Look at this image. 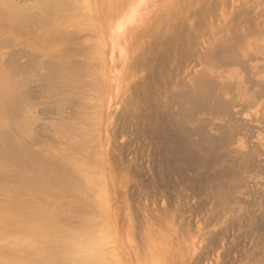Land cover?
<instances>
[{"label": "rangeland", "instance_id": "1", "mask_svg": "<svg viewBox=\"0 0 264 264\" xmlns=\"http://www.w3.org/2000/svg\"><path fill=\"white\" fill-rule=\"evenodd\" d=\"M32 1L35 0H25V4H32ZM218 2L223 3L218 4ZM218 2L217 10L215 8V12L207 15L208 19L205 16L203 22L199 24L200 30L197 28L196 31L199 30L200 33L184 29L191 27L192 17L183 27L179 22H175L176 24L169 22L168 25L160 27L156 41L146 39L140 48L134 44L133 37L143 25L138 19L132 21L126 29L130 40L125 45V50L120 54L116 52L114 57L108 61L110 71L109 74H106L107 79H105L109 85L106 89L108 94L104 91L105 93L101 92V96H98V99H101L104 94L107 95L105 99H99V103L103 102L100 105L103 106L102 110L105 113L103 114V124L100 125V128L104 130L99 128L97 135L104 140L103 152L106 160L104 166L106 170L104 169V171L112 179L113 187L110 192L112 198L109 201V208H101L95 201L96 203L92 206L89 204L92 207L89 212L93 213V209H95V211L101 210L99 212L103 213V217L99 212H97L98 217L93 214L92 217H97V219L101 217L99 221L97 220L101 223H98L99 225L96 223V225L101 229L104 226L105 232L112 231L111 242L114 247L112 249H114L117 259L120 260L119 264H150L152 257L156 255L155 251L161 249L160 246L162 248L166 246L171 251L176 259V264H264V221L258 219L264 217V50L262 49L264 34L261 33V29L264 28V0H219ZM200 5L202 6V3ZM198 7L199 4H191L188 8L189 12L192 13L193 9ZM239 13L243 15L242 18H239L241 17ZM214 14L216 18L212 16ZM220 14H223L222 17ZM60 24L57 23L54 28L73 31L68 28L69 22ZM179 24H181V28ZM174 25L178 26L174 27ZM251 25H254L252 29ZM25 27L31 30L33 25L31 22H26ZM176 28L179 32L182 31V36L184 35L190 45V54H186V57L183 58L170 57L167 52L172 43L170 38L177 34ZM24 30L23 33H16L19 42L12 43L13 45L10 43V46L6 47L7 49H1V52L6 50V53L14 55L13 51L15 50L19 54L15 53L17 56H12L14 61H17L19 66H33L30 69L33 72L38 70V66L34 67L35 60L41 64L43 61L49 60L50 57L53 58L51 55L42 56L34 53L32 49L34 47L29 44L31 40L33 41L31 36L34 33H24ZM80 31L83 30L80 29ZM211 31H214L213 36L220 41V45L227 46L228 44L232 50L228 56L231 57V60L228 59L227 63L226 60L221 61L220 59L218 62L216 61V65L212 63L215 69L212 68L208 55L206 56L212 47L210 40L214 43L217 40L212 37ZM246 31H248V35L243 38L241 33L245 34ZM216 32H221L220 40ZM231 32L234 33L232 36ZM258 35L262 37L261 40L260 37H257ZM93 36L90 34L89 39L86 37L87 41L86 38L84 41L92 45L100 43L99 47H101L99 35L94 33ZM246 39L252 44L258 43L260 50L255 51V48L247 44L246 54L242 55L239 46L241 47L242 41L245 45ZM92 40L96 43H93ZM142 53L145 57L144 62L140 60L139 65H136L135 71H132V74L135 75H128V68L134 57L140 56ZM191 53L195 54L191 55ZM33 54H36L37 59L41 61H38L36 57L32 58ZM165 56L169 59H163ZM197 56L199 59L196 58ZM118 61H120V67L111 70ZM49 63H45L44 66H49ZM155 65L161 73H165L161 74L158 70L155 71L157 68ZM169 65L172 66V70H169ZM44 66L42 68L46 71L47 68ZM161 66L164 69L169 67H167L168 70H162ZM146 68L148 69L146 70ZM210 69L214 70L213 73L216 74H211ZM30 70L28 69L29 73H31ZM151 71H155V74L158 72V74L155 76ZM205 73H208V77ZM228 73L230 74L228 75ZM147 76L151 81H146ZM167 77L169 78L167 79ZM163 80L166 82L162 85ZM149 82H151L150 87ZM223 82L232 85L230 91H222ZM235 82L236 86H234ZM219 83H222L221 87H219ZM35 86L34 83H31L28 89L33 91ZM167 88H174V90L169 94ZM144 92L145 94H142ZM163 96L165 97L161 99ZM44 98L46 99L43 102ZM47 99L42 95L39 101L36 100L34 104L35 112L37 109L40 110L35 113L39 119L37 126L41 128L39 129L40 136H42V126L52 127L56 122V118L47 116L50 119L48 120L45 116L46 110L51 104V100L47 101ZM157 99L162 100L164 108ZM164 99L167 100V105H174L168 107L165 105ZM149 100L155 101L154 104L150 105ZM133 101L135 102L133 103ZM153 109L155 112L163 113L164 115H161L168 123L161 122L162 124L158 123V126L155 125L156 123H152L149 117L154 112ZM38 113L41 115L39 116ZM177 114L181 115H178L180 120L177 119L178 116L177 118L172 116L173 119H171L170 115ZM175 119L177 120L175 121ZM168 120H171V123ZM174 123H180L185 130L187 129L185 131L182 128L185 131L188 145H191L185 149L186 153H180L184 151V147L177 145L176 142L179 140L175 134V137L172 136L173 132L175 133ZM197 131L198 133H196ZM54 133L52 130L49 131L44 134L48 138L44 135V138L43 136L40 138L43 143L38 142V145L30 144L29 146L35 147L39 153L43 154L48 153V150L51 151L49 148L54 150L56 144L54 142V147L52 146ZM220 136L221 138L218 139ZM80 139V137H74V141L71 140L72 143L69 144L75 145L72 150L76 155V157L74 155L75 160L83 153L84 149L83 140ZM47 140H50L49 143ZM218 140L225 141V143L221 141L222 144H219ZM195 141L199 142L195 143ZM211 141L219 143L216 142L214 145L210 143ZM190 142L198 144L197 146L202 145L195 151V154L193 153L194 156L191 154L193 144ZM73 145L71 146L73 147ZM77 146L79 148H76ZM33 147L32 149L35 150ZM77 149L80 151L79 156H77L79 154ZM100 171L102 172V170ZM100 173L99 176L102 175ZM237 177H239V181H236ZM230 182L237 185L230 196L232 198L222 200L221 197L224 198L225 192H221V190L228 187L227 184ZM95 204L98 208H95ZM104 213L106 220L103 222L101 219H105ZM106 222L110 225H107ZM142 241L143 244L145 243L146 249L141 247Z\"/></svg>", "mask_w": 264, "mask_h": 264}, {"label": "bare ground", "instance_id": "2", "mask_svg": "<svg viewBox=\"0 0 264 264\" xmlns=\"http://www.w3.org/2000/svg\"><path fill=\"white\" fill-rule=\"evenodd\" d=\"M218 1L219 0H35L34 2L32 1V4H25V0H0V264H119L120 260L117 259L114 249H112L114 248L111 242L112 231L109 230L105 232L106 229L103 228L104 226L102 227L103 230L98 227L101 222L99 223L97 220L99 221L101 217L97 219V212L101 210L95 211V209H93L96 213L89 212L92 210L89 204L92 206L96 202H98L101 208H109V201L112 198V194L110 193L113 187L112 179H110L111 176L108 177V174L106 175L104 171V169L106 170L104 167L106 162L103 152L104 140L97 135L99 134L97 131H99L100 125L103 124V114H105L102 110L103 106L100 105L103 102L101 101V103H99L100 98L98 99V96L101 92L107 93L106 89L109 85L108 82L106 83L107 80L105 79H107L106 74H109L108 72L110 71L108 68V61L114 57L116 52L120 54L125 50V45L128 43V40H130L129 33L126 34V29L131 25L132 21L138 19L143 25L133 37L134 44H136L137 48H140L146 39H154V41H156V39H158V30L160 27L165 24L168 25L169 22L174 24L179 22L182 24H179L181 28V26H186L189 18L192 17L191 27H185L184 29L196 31L197 28H199L200 30L199 24L203 22L205 16L206 19H208L207 15L209 16L215 12ZM200 3H202V6ZM219 3L220 2H218V4ZM150 4L151 6H149ZM191 4H199V7L194 8L192 13L189 12L188 9ZM146 8L148 9L146 10ZM144 15H146L145 18ZM212 16L216 18L215 14ZM240 16L239 18H242L243 15ZM26 22L32 23L33 27L31 30H28V28L26 29ZM62 22H69L68 28L73 31L56 30V28H54L57 23L60 24ZM60 25L62 26V24ZM176 26L174 25V27ZM219 27L221 28V26ZM252 27H254V25H251L250 28L252 29ZM22 29H25L24 33H34L33 36H31L33 41L31 40L29 42V44L34 47H31L34 53L42 56L51 55L53 58L51 59L50 57L49 59L48 57V62L43 61L41 64L35 60L36 64H34V67L38 66V70L36 69L37 73L35 72L36 70L33 72L30 70L33 66H19L17 61H14L12 56L16 57L19 54L15 52V50L13 51L14 55H12L11 52H9L11 54L6 53V50L1 52V49H7L6 47H9L10 43L13 45L19 42V39L16 38V33H23ZM80 29L83 31H80ZM199 30L196 32H199ZM213 32L212 37L215 39L216 37L213 36ZM94 33L99 35L98 39H100L99 42L102 43L101 47H99L100 43L92 45L84 41L86 37L89 39V35L92 34L93 36ZM220 33L221 32H216L218 38ZM232 33L233 32H231V36ZM261 33L264 34V28L261 29ZM237 34H243L242 37L245 38L248 35V31H246L245 34L243 32ZM257 37L259 38L260 36L258 35ZM87 38L85 39L86 41ZM261 38L262 37H260V40ZM176 39L179 40L177 41ZM220 39L221 38H219V40ZM222 39L225 40L226 38ZM170 40L172 43H169L170 47L167 50L170 57L183 58L186 57V54H190L189 42L184 38V35L182 36V31L179 32L177 30L176 36L171 37ZM243 40L245 41V39ZM247 40L248 39H246L244 43L245 45H243V41L241 43L239 42L241 44V47L239 46V51L242 55L246 54L245 47L247 44L255 48V51L260 48L258 43L252 44ZM255 40L257 41V39ZM95 41L92 40L93 43ZM210 41L212 47L208 54L206 53V56L208 55L211 66L212 63L216 65V61L218 62L219 59L221 61L226 60L227 63L228 59L231 58L228 56L232 53L231 48L227 44L229 41H224L227 46L220 45L218 39L215 43L212 42V40ZM262 49L264 50V47ZM63 51L66 52L63 53ZM15 53H17V55H15ZM142 54L134 57L128 68V75H131L132 71H135L140 60L144 62L145 57L144 54ZM194 54L195 53H191V55ZM35 55L36 54H33L32 58L37 56ZM166 58L167 60L169 59L167 56L163 59L166 60ZM196 58L199 59V56ZM41 59H43V57ZM49 61L53 63L51 64ZM44 62L47 64L49 63V66H44ZM119 62L120 61H118L111 70L119 68ZM163 64H166V62H163ZM43 66L47 68L46 71L42 68ZM155 66L157 67V65ZM169 66V70H172V66ZM167 67H165L166 69L163 67L161 69L168 70ZM213 67L215 69V66H212V68ZM28 69L32 74L28 72ZM41 69L42 71L40 72ZM147 69L148 68H146V70ZM156 70L161 73L158 67L155 71ZM155 71L151 72L156 76L158 72L155 74ZM213 71L210 69L211 74ZM44 72H47V74H44ZM205 74H207L206 76L208 77V73ZM213 74L216 73L214 72ZM229 74L230 73H228V75ZM133 75L135 74H132V76ZM168 78L169 77H167V79ZM146 79V81H151L148 79V76ZM165 82L166 81L163 80L161 84L163 85ZM31 83H34V86L36 85L33 91L28 89ZM150 83L151 82H149V84ZM152 84L154 83L152 82ZM220 84L222 85V83L218 85ZM221 85L219 87H221ZM150 86L151 84L149 87ZM234 86H236V82ZM231 87V84L224 83L222 85V91H230ZM167 89L169 94H171L170 91L174 90V88ZM237 89L239 90L240 87ZM165 90L163 89L164 94L166 93ZM163 92H161V94H163ZM142 94H145V92ZM209 94H211V92H209ZM42 95L51 100L52 104H50L49 109L46 110L45 116L56 118V122L52 127H48L47 125L42 126V136L52 130L55 132V135H53L56 137V140L54 137V141L51 139L53 141V147L54 142L56 143L55 149L52 150V148H49L51 151L48 150V153L44 154L39 153L35 147L32 146L35 149L33 150L32 147L29 146L30 144L34 146L35 144L38 145V142L43 143V140L40 139L42 136H40L39 133V129L41 128L37 126L39 120L38 115L35 114L40 110L37 109L35 112L36 108L34 105L36 100L39 101ZM104 95L100 100L105 99L107 95ZM164 97L165 96L161 99ZM45 99L46 98L43 99V102ZM164 101H166L165 105H167V100L164 99ZM134 102L135 101H133V103ZM154 102L150 101V105L151 103L154 104ZM158 102L161 103L164 108L162 100H158ZM161 105L158 106L161 107ZM169 105L167 106L170 107ZM168 107L165 108L168 109ZM173 110L175 109L173 108ZM173 110L171 111L173 112ZM171 111H169V113ZM179 111H181V109H179ZM154 112L151 113L152 115L149 113L151 115L149 119L152 120V123H156L155 125L158 126V123L166 121L165 117L161 115L163 113L160 114L157 111L155 114ZM41 114H43V112H41ZM41 114H39V116ZM178 115L179 114L170 116L171 119H173L172 116L177 118ZM179 116L177 118L178 120H180ZM42 117L40 118L42 119ZM177 119H175V121ZM39 123L43 124L41 122ZM179 125L180 123H174L173 129H175V133L173 132L172 136L175 137L176 135L180 142H176L177 145L184 147V151H179L183 154V152L186 153L185 149L187 147L189 148L191 145H188V141L185 139V131L187 129L185 130L183 125ZM100 129L104 130L102 128ZM196 133H198V131ZM74 137H80L84 145L81 155L80 151L77 149L79 153L77 156L80 155L77 160H75V154H73L72 151L75 145L71 144L73 147L69 145ZM220 138L221 136L218 139ZM47 141L49 143L50 140ZM77 141L78 139L76 142ZM218 141L216 142L219 143ZM221 141L219 144H222ZM80 142L81 141H79V143ZM197 142L195 141V143ZM216 142L211 141L210 143L215 145ZM222 142L225 143V141ZM194 144V147L192 146L191 148L193 152L190 151L192 156H194L196 153L195 151L202 146ZM76 148H79V146ZM198 152L199 151H197V153ZM100 170H102V172ZM96 172H98V174L101 172L100 174L102 175L99 176L96 174L99 177L96 175L94 176ZM235 179L239 181V177ZM227 185L228 187L221 190V192H225L223 194L224 198L221 197L222 200L232 198L230 196L236 184L230 182ZM91 187L93 188L91 189ZM94 206L98 208L96 204ZM92 214L97 215V217L94 216L96 218H93ZM101 214L103 217V213ZM105 217L106 215L104 213V218ZM258 219L262 222L264 221V217ZM105 220L106 218L101 219L103 222ZM96 223L99 224L96 225ZM107 225L110 224L107 223ZM144 244L142 241L141 247H144ZM160 247L161 249H159V251H155L156 255L152 257L153 259L150 264H176V259L171 251L166 246L163 248L162 246Z\"/></svg>", "mask_w": 264, "mask_h": 264}]
</instances>
